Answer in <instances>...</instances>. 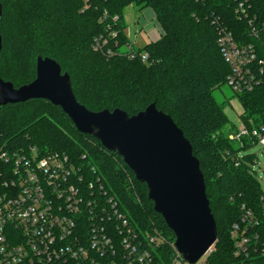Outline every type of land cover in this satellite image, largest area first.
<instances>
[{
	"label": "trees",
	"instance_id": "obj_1",
	"mask_svg": "<svg viewBox=\"0 0 264 264\" xmlns=\"http://www.w3.org/2000/svg\"><path fill=\"white\" fill-rule=\"evenodd\" d=\"M0 5L4 81L14 87L30 83L36 58L48 57L70 76L76 100L90 111L120 109L132 116L155 104L182 131L199 161L217 229L207 264H237L230 231L239 223L242 205L257 220L249 234L264 250V193L253 170L256 156L241 155L253 144L228 138L223 105L213 97L225 84L229 69L216 45L211 17L219 16L236 33L231 0H0ZM130 5L151 9L162 32L157 41L135 51L134 58L120 51L128 43L124 10ZM6 20L13 26L12 34L3 28ZM108 25L115 38L108 37ZM99 35L108 37L112 55L93 49V39ZM141 53L147 55L145 61ZM26 64H32L26 83L19 84L4 72V67ZM237 101L242 125L259 128L264 123V80L252 92L238 95ZM0 145L24 152L35 148L38 157L64 154L84 169L94 167L92 174L101 178L136 229L156 228L168 243L174 241L162 217L153 211L146 186L135 180L119 156L94 137L79 133L60 108L45 100L0 107ZM161 252L166 260L174 254L169 244ZM257 256L251 250L244 260L251 263Z\"/></svg>",
	"mask_w": 264,
	"mask_h": 264
},
{
	"label": "built area",
	"instance_id": "obj_2",
	"mask_svg": "<svg viewBox=\"0 0 264 264\" xmlns=\"http://www.w3.org/2000/svg\"><path fill=\"white\" fill-rule=\"evenodd\" d=\"M230 7L236 33L219 16L211 21L229 69L225 84L238 96L264 80V0H231ZM107 29L108 37L115 38L116 32ZM108 37H95L93 49L112 55ZM125 46L130 48L126 53L137 56L129 43ZM228 138L264 147V123L228 131ZM94 172L64 154L38 157L35 148L24 152L0 145V264H189L158 229H136ZM240 210L239 223L230 231L233 256L237 264H264L259 262L264 250L249 234L257 220L251 209L242 205ZM164 244L174 252L169 260L161 252ZM214 245L194 264H207ZM251 250L258 256L247 263Z\"/></svg>",
	"mask_w": 264,
	"mask_h": 264
},
{
	"label": "water",
	"instance_id": "obj_3",
	"mask_svg": "<svg viewBox=\"0 0 264 264\" xmlns=\"http://www.w3.org/2000/svg\"><path fill=\"white\" fill-rule=\"evenodd\" d=\"M53 68L55 77L50 74ZM31 100L60 108L79 133L94 137L122 159L135 180L146 186L153 211L173 233L183 261L194 264L214 245L217 229L199 161L182 131L155 104L132 116L120 109L90 111L76 100L70 76L56 61L41 56L30 83L14 87L0 77V107Z\"/></svg>",
	"mask_w": 264,
	"mask_h": 264
},
{
	"label": "rangeland",
	"instance_id": "obj_4",
	"mask_svg": "<svg viewBox=\"0 0 264 264\" xmlns=\"http://www.w3.org/2000/svg\"><path fill=\"white\" fill-rule=\"evenodd\" d=\"M146 12L151 13L152 11L149 8L139 9L136 6L130 5L124 10V21L127 27L130 25L135 28L136 33L135 35L137 38L130 39L129 44L131 45V48L135 51H138L145 43V41L142 39L143 33H146L151 28V25H154V28H157V24L155 22L154 18L146 19L144 17V14ZM142 22H145L146 24H149V26L144 27V23L142 25L139 24ZM138 26L141 33L138 34ZM13 26H10V21L6 20L5 25L3 28L7 31L8 34H12V28ZM130 48L128 46H124L120 49L121 52H127ZM29 59V58H28ZM32 68V64H26L18 69H14L13 67H4V72L8 77H11L12 79L16 80L15 82L21 84L26 83V81L30 77L29 71ZM214 99L223 105L224 113L227 117V120L229 122V126L233 129L230 130L232 132H236L242 128V121L240 119V115L242 114V109L237 101V96L232 92V90L227 86L226 84L222 85L219 89L215 90L213 92ZM229 126L224 129V132L227 133L229 131ZM242 154H255L256 156V162L253 165V170L256 172L258 180L261 185V189L264 193V147L253 144L251 147L246 150L242 151Z\"/></svg>",
	"mask_w": 264,
	"mask_h": 264
},
{
	"label": "crops",
	"instance_id": "obj_5",
	"mask_svg": "<svg viewBox=\"0 0 264 264\" xmlns=\"http://www.w3.org/2000/svg\"><path fill=\"white\" fill-rule=\"evenodd\" d=\"M151 10V9H150ZM152 11V10H151ZM144 17L148 20V19H150L151 17L152 18H154L155 19V22H156V26H157V28L155 29L154 28V25H151V28H149V29H147L148 31L146 32V33H143V35H142V39L145 41V43H144V45L141 47V48H143L145 45H147V44H149V43H151V42H155V41H157L159 38H160V36H161V34H162V32H161V29H160V27L158 26V23H157V21H156V17H155V14H154V12L152 11L151 13H149V12H146V14H144ZM125 22V21H124ZM142 23H144V27H147V26H149V24H146L145 22H142ZM142 23L140 24V22H139V24L140 25H142ZM139 27L140 26H138V31L139 30H141V29H139ZM137 30V29H136ZM136 30H135V28L134 27H132V26H128L127 27V25H126V29H125V34H126V37H127V39H128V43H129V40L130 39H136L137 38V36L135 35V33H136ZM138 34H140L141 32L139 31V32H137ZM129 46H131L130 44H129ZM140 48V49H141ZM135 51V50H134Z\"/></svg>",
	"mask_w": 264,
	"mask_h": 264
},
{
	"label": "snow or ice",
	"instance_id": "obj_6",
	"mask_svg": "<svg viewBox=\"0 0 264 264\" xmlns=\"http://www.w3.org/2000/svg\"><path fill=\"white\" fill-rule=\"evenodd\" d=\"M55 68H53L51 71H50V74L53 76V77H55Z\"/></svg>",
	"mask_w": 264,
	"mask_h": 264
}]
</instances>
